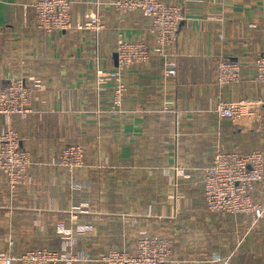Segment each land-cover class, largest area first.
<instances>
[{"label": "crops", "instance_id": "crops-1", "mask_svg": "<svg viewBox=\"0 0 264 264\" xmlns=\"http://www.w3.org/2000/svg\"><path fill=\"white\" fill-rule=\"evenodd\" d=\"M34 1L0 0V83L22 75L36 95L27 117L0 113V131L15 129L32 158L15 187L0 172V254L47 247L98 257L110 246L135 251L150 232L171 240L168 264H264V216L252 227L250 214L210 211L203 187L217 149L264 151V108L254 130L216 112L221 99L264 98L255 78L264 0H162L183 8L173 46L179 75L166 77L154 51L123 71L121 107L113 104L115 80L98 73L117 68L121 35L154 47L150 18L121 13L116 0H71L75 26L48 32ZM95 11L101 31L77 27ZM221 58L241 62L239 82L218 83ZM74 142L85 163L70 172L57 161ZM253 194L264 205V181Z\"/></svg>", "mask_w": 264, "mask_h": 264}, {"label": "built area", "instance_id": "built-area-1", "mask_svg": "<svg viewBox=\"0 0 264 264\" xmlns=\"http://www.w3.org/2000/svg\"><path fill=\"white\" fill-rule=\"evenodd\" d=\"M116 7L123 14L141 11L151 20L149 33L154 37V47L145 38L129 39L120 36L117 41L118 66L116 69L99 71L98 78L114 79L113 104L121 107L125 100L127 86L122 73L128 67L145 63L155 51L164 62V75H179V53L173 50L179 38L181 21L184 18L180 4L162 0H116ZM36 21L42 29L69 30L75 26L72 17L71 0H35L32 3ZM80 29L99 32L105 26L97 11L76 23ZM257 81H264V51L255 58ZM242 78V64L239 60L221 58L218 62L217 80L221 86L237 83ZM35 89L22 75L11 76L3 85L0 83V113L8 118L14 114L27 117L35 111ZM264 98L243 97L221 99L216 112L232 124L245 130H254L263 115ZM18 132L13 128L0 131V172L6 175L14 187L26 177L32 163L31 154L20 145ZM85 163V149L82 143L74 142L64 146L57 164L70 172ZM264 181V151L254 149L241 152L235 149H217L212 162L204 169V195L207 208L213 212L247 213L252 217V227L264 216V205L255 201L253 188ZM76 221V218H74ZM172 242L167 236L145 232L137 239L135 251L110 246L98 257L84 259L72 253H63L47 247L29 249L20 253L0 254V264H59L63 261L87 260L104 264H168L173 259Z\"/></svg>", "mask_w": 264, "mask_h": 264}, {"label": "rangeland", "instance_id": "rangeland-1", "mask_svg": "<svg viewBox=\"0 0 264 264\" xmlns=\"http://www.w3.org/2000/svg\"><path fill=\"white\" fill-rule=\"evenodd\" d=\"M87 264V262H85V260H73V261H63L60 264Z\"/></svg>", "mask_w": 264, "mask_h": 264}]
</instances>
